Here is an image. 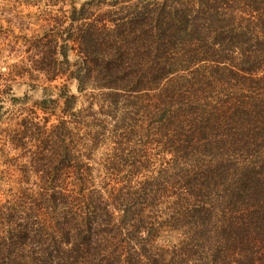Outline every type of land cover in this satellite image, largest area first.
I'll list each match as a JSON object with an SVG mask.
<instances>
[{
    "label": "trees",
    "instance_id": "trees-1",
    "mask_svg": "<svg viewBox=\"0 0 264 264\" xmlns=\"http://www.w3.org/2000/svg\"><path fill=\"white\" fill-rule=\"evenodd\" d=\"M50 1L34 67L94 90L15 130L0 264H264V0Z\"/></svg>",
    "mask_w": 264,
    "mask_h": 264
},
{
    "label": "rangeland",
    "instance_id": "rangeland-1",
    "mask_svg": "<svg viewBox=\"0 0 264 264\" xmlns=\"http://www.w3.org/2000/svg\"><path fill=\"white\" fill-rule=\"evenodd\" d=\"M64 3L50 0H0V196L21 189L25 176L40 173L33 166V143L23 139L22 148L14 139L15 130L20 128L22 131L25 124L22 121L31 118L35 123L43 122L44 115L41 112L37 111L33 116L31 112L45 94L44 89L66 86L68 95L76 98V109L87 104L84 96L94 90L92 82H89L83 93L78 92L76 81L67 75L68 71L65 75L63 72L64 76L51 77L46 68L38 70L34 67L45 56L35 50L33 40L52 25L48 22L50 15L56 14L59 8L67 9ZM51 58L64 62L60 54H54ZM68 59L71 65L77 57L69 53ZM64 69L70 72L73 67L64 66ZM49 78L56 80L49 82ZM58 92V89H52L50 94L56 98ZM25 95L28 97L23 101ZM62 102L59 99L58 104L54 105L50 124L55 123L56 116L60 115ZM28 126V130L22 132L24 137L31 135L32 129Z\"/></svg>",
    "mask_w": 264,
    "mask_h": 264
}]
</instances>
